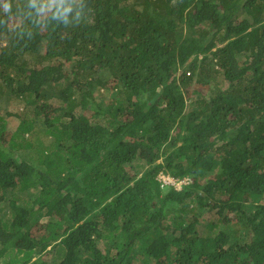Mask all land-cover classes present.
<instances>
[{
  "label": "trees",
  "instance_id": "obj_1",
  "mask_svg": "<svg viewBox=\"0 0 264 264\" xmlns=\"http://www.w3.org/2000/svg\"><path fill=\"white\" fill-rule=\"evenodd\" d=\"M0 264H264V0H0Z\"/></svg>",
  "mask_w": 264,
  "mask_h": 264
},
{
  "label": "rangeland",
  "instance_id": "obj_2",
  "mask_svg": "<svg viewBox=\"0 0 264 264\" xmlns=\"http://www.w3.org/2000/svg\"><path fill=\"white\" fill-rule=\"evenodd\" d=\"M100 93H101V94L104 93V94H103L104 99H108L107 101H110V100H111V97H112V95H113L112 93H107V92L104 91V90H101ZM52 103H53V105H52V106H49V107H51V108H49V107H45V108L42 107V114H40V117H44L48 112H51L53 108L57 107V106H55V105L58 104L57 101L52 102ZM52 103H51V104H52ZM45 106H46V105H45ZM53 106H55V107H53ZM4 107H6V105H5ZM7 107H8V106H7ZM6 111H7V112H10V113H16V112H17V113H22V111H23V106H22V105L19 106V107H13V106H11V107H9V109L6 110ZM4 112H5V111H4ZM7 120H8L9 125H10V131L15 130L16 127L18 126L19 121L16 120V119H14V118H12V117H10V116H8ZM2 206H3L4 214H9V213H10L9 202H5ZM213 215H214V216H213ZM212 217L215 218V212H210L209 209H208V207H207V208H205V209L203 210V214H202V216L199 217V218H196V220H197V221H200V222H201V225H203V224H205L207 221H209ZM46 221H47V218L41 221L42 226L45 225V222H46ZM201 225H200V226H201ZM42 226H41V227H40V226H37V227L33 228V229L31 230L30 234L33 235V236H38V235L40 234V232H41V229L43 228Z\"/></svg>",
  "mask_w": 264,
  "mask_h": 264
},
{
  "label": "built area",
  "instance_id": "obj_3",
  "mask_svg": "<svg viewBox=\"0 0 264 264\" xmlns=\"http://www.w3.org/2000/svg\"><path fill=\"white\" fill-rule=\"evenodd\" d=\"M157 180L162 189L172 188L173 190L177 192H181L184 189V187L192 185L194 182L193 179L189 177L175 178L163 172H161L158 175Z\"/></svg>",
  "mask_w": 264,
  "mask_h": 264
}]
</instances>
